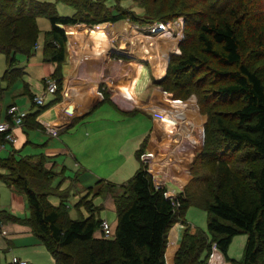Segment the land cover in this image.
Returning a JSON list of instances; mask_svg holds the SVG:
<instances>
[{"label":"trees","instance_id":"16d2710c","mask_svg":"<svg viewBox=\"0 0 264 264\" xmlns=\"http://www.w3.org/2000/svg\"><path fill=\"white\" fill-rule=\"evenodd\" d=\"M55 1L72 7V15H58L51 2L0 0L3 77L11 83L21 72L16 55H30L37 43V18L50 23L43 53L54 64L50 77L56 80L58 98L38 106L24 122L30 118L31 127L39 126L36 116L59 101L68 25L120 20L143 25L182 18L180 52L170 54L162 76L153 82L174 99L196 97L200 114L206 116L203 145L191 166V179L176 198L178 206L164 196L163 188L154 187L140 161L126 182L98 180L88 187L74 204L87 212L79 219L68 216L63 203L68 189L53 186L55 173L45 168L42 157L2 158L0 166L8 173L1 180L26 200L29 215L21 223L30 227L54 264H166L167 233L176 222L187 227L174 264H207L212 243L231 264H264V0H125L139 11L120 6L124 0ZM4 142L0 134V144ZM141 152L142 146L137 159ZM49 195L59 203H51ZM103 195L114 201L116 227L110 238L102 236L101 206L93 203ZM190 205L206 212L205 231L185 222ZM238 234L246 240L241 260L235 261L227 249Z\"/></svg>","mask_w":264,"mask_h":264},{"label":"crops","instance_id":"0c3cea01","mask_svg":"<svg viewBox=\"0 0 264 264\" xmlns=\"http://www.w3.org/2000/svg\"><path fill=\"white\" fill-rule=\"evenodd\" d=\"M134 27V23L127 20L93 26L68 25L67 54L62 65L59 101L36 116L35 122L39 126L31 127L29 118L22 126L13 128L15 140L13 143L0 144V159L13 156L15 160L28 157L35 161L42 157L45 168L51 169L55 173L54 179L59 180L57 184L61 187L60 190L68 189V194L69 190L75 189L77 193L74 200H78L87 194L85 189L94 184L93 177L105 176L106 173L117 174L130 164L129 156H123L124 150H130L133 160L134 154L142 146L144 152L152 154L148 165L151 177L162 187L168 182L170 185L167 188L181 192L191 178V156L182 157L188 163L185 169L176 172L174 169L179 166L175 164L174 158H170L173 163L167 167L161 161H155L165 152L171 154L166 149L171 146V142H152L154 111L160 98L164 99L163 93L170 100L179 99H174L171 93L154 84L153 79L162 76L167 63L160 69L154 68L156 42L140 38L142 32L137 33L138 30ZM43 43L44 41L39 44L37 40L38 48L32 49L28 56L17 54L19 57L16 67L21 72L12 83L3 77L6 66L3 67L0 73V119L7 118L6 108L12 104L27 115L37 111L31 95L42 96L43 105L58 98L55 92L45 91L44 78L51 76L54 64L44 57ZM99 111L104 116V121L109 120V123L98 126L90 123L91 117ZM48 128L55 130V134L47 132ZM127 136L135 142H127ZM195 146L197 148V143ZM22 152L25 155L19 156ZM151 164L154 165L153 169ZM131 168H138L135 162ZM7 173L0 166V176ZM177 173L184 181L181 185L174 180ZM74 178L76 181H73ZM101 178L104 177H99ZM7 187L11 190V201L0 208V212L3 211L0 213V251L8 252L11 257L24 259L29 264H54L51 255L30 227L21 223L29 215L23 193L11 186ZM93 201H96V204L93 202L94 205L102 206L100 211H115L111 195L97 196ZM8 215L17 219L8 218ZM99 218L105 220L103 216ZM115 227L116 221L111 225L113 230ZM181 236L182 232L170 264H173ZM166 245H169L168 234ZM7 264H10V260Z\"/></svg>","mask_w":264,"mask_h":264},{"label":"rangeland","instance_id":"374dc122","mask_svg":"<svg viewBox=\"0 0 264 264\" xmlns=\"http://www.w3.org/2000/svg\"><path fill=\"white\" fill-rule=\"evenodd\" d=\"M36 1H46V2L54 3L57 14L61 15V16H69V15H72V13L74 12L72 7L67 6L65 4H62V3H59V2H56L55 0H36ZM120 6H130V7L134 8L136 11H139V9L137 7H135V4L134 3L131 4L129 1H125V0L121 1ZM111 12H113V10ZM140 15L143 16L142 12L140 13ZM179 19H181L182 25H183V19L182 18H179ZM105 23H109V22H105ZM37 26L39 29V34H38L37 40H38V43L40 44V42L44 41L43 40L44 39V33L49 30L50 23H49L48 19L41 16V17L37 18ZM182 30H183V28H182ZM133 32L135 33L136 30ZM137 33H141V32L137 31ZM174 35L171 34L170 32H165V33L161 32L159 35H153L151 37L145 36L143 33L139 35L140 38H143L144 40H152L153 42H156L154 45L155 46V49H154V59H155L154 65L155 66H154V68L155 67H157L158 69L162 68L164 63H166V61H167V56L169 53H171V52L179 53L180 52L179 48H178V44H179V41H181V39L183 38V33H182L181 39H179L181 37L180 33L177 36H174ZM177 42H178V44H177ZM37 52L40 53L41 51H37ZM17 57H19V55H16V58ZM139 64H142V63L140 62ZM5 66H6V64H5L4 55L0 53V73H2L3 67H5ZM154 73H155V75L157 73L155 71V69H154ZM157 75L159 76L160 74H157ZM163 95H164L163 96L164 99L160 98L159 105L157 107H155L156 110L154 109L155 110L154 111L155 112V115H154L155 128L153 130L152 142L157 143V144L158 143L161 144V142H164L165 140H166V142H169V143L171 142L170 143L171 146L169 147L170 149L169 148H166V149H167V151L169 150L172 155L169 154V152H168V154H167V152H165L163 154V156H161L159 158L157 157L155 159V161L156 162L161 161V163H164L163 164L164 167H167V166H169L170 163H173V161L170 158H174V160H176L175 164H177L180 168V169L175 168L174 170L176 172H179L182 169H185L186 165L188 163L182 157L186 156V155H188V156L190 155L191 156L190 158H192L191 159L192 162H191L189 167L191 169V166L193 164L194 159L196 158V156L198 155V153L202 149L203 133H204V125L206 122V116L202 115L198 112L197 100H196V97L194 95H191L189 98H187V100L185 99V101H182L181 99L170 100V99H168L167 94L163 93ZM100 112L101 111H99L97 113L95 112L96 114H94L91 117L90 123L94 124L95 126H98L99 124L109 123V120L104 121L105 118H104V116L100 115ZM108 119H110V118L108 117ZM137 131H140V130L137 129ZM197 132H198V134H196ZM127 137H128L127 142H135L134 139L130 138L129 136H127ZM123 141L124 140H122V142ZM196 143H197V148L195 146ZM145 144H146V142H145ZM129 145H130V143H129ZM24 153L25 152L19 153V156L25 155ZM142 154H144L143 150H142L141 154L139 155V159H140V156ZM125 155L129 156L130 164L128 163V165H126L123 168V170L117 174L106 173L105 176L93 177L92 178V181H94L93 185H96V182L98 180H103L102 182H107V183H111V184L113 183L116 185H120V184L126 182L127 180H129L133 176V174L136 172V170L140 167L141 163L137 159L136 154H134V157H133L134 161L131 160L130 150H124L123 156H125ZM0 157H2V154H0ZM150 158H152V157H150ZM150 158L148 160H146L147 162H144L141 160V162L144 164L147 172L149 171L148 165L150 162L149 161ZM134 162L138 167V168H136V170H132V168H131V166ZM153 166L154 165L151 164L152 169H153ZM95 169H96V171H98V168H95ZM102 174H104V173H102ZM190 175H191V173H190ZM99 177H104V178L99 179ZM191 177H192V175H191ZM174 178H175L174 180H176L177 183L180 185L184 182L183 179L179 177L178 173L176 174V177H174ZM58 181L59 180L54 179L53 180V186H55ZM188 182L186 183V185L188 184ZM169 185L170 184L167 182L164 184L163 187L161 186V188H163L165 192H169L170 194H174V196H176V198H177L178 194L183 192V190L186 186L185 185L182 188V190H180L181 192L177 193L176 191H173V189L171 187L167 188V186H169ZM85 190H87V189H85ZM76 193H77L76 190L72 189V190L68 191V194L66 196H64V202L63 203L68 208V216L70 217V219H79L80 217H86L87 216V212L83 207L79 206V208H76L74 206V204L78 201V200H74ZM84 195H82L81 197H83ZM91 196H92V194L89 196V198H92ZM48 199L54 205L59 203V198L55 195H49ZM10 201H11V190L7 187V185H5L0 180V208L7 206L8 203H10ZM93 202L96 204V201H93ZM101 208H102V206H101ZM99 216L100 217L103 216L105 218V220L108 223L110 228H111V225L114 223V221H116L115 211H109V210L100 211ZM183 218H184L185 222L187 223V225L190 226L191 228H195V229H199L201 231H205L207 215H206V212L203 209H201L200 207L195 206V205L188 206L186 208L184 214H183ZM186 227H187L186 225H182L180 222H176L169 229V231L167 233L168 239H169V245H168V247H167V245L165 247L166 264H170L171 259H172V255H173V251L175 250L177 243L179 241V236H180L181 232L183 233V231L185 230ZM111 230H112V228H111ZM245 240H246V236L244 234H238L232 238L231 243L227 249V256L230 259H233L235 261L241 260ZM223 257H224V255H223ZM11 258L12 257L10 256V254L8 252L0 251V262H1V264H7V262H9V260Z\"/></svg>","mask_w":264,"mask_h":264},{"label":"built area","instance_id":"2783aa9c","mask_svg":"<svg viewBox=\"0 0 264 264\" xmlns=\"http://www.w3.org/2000/svg\"><path fill=\"white\" fill-rule=\"evenodd\" d=\"M134 26L135 29L142 32L145 36L151 37L153 35L158 34L159 32L162 33L170 32L173 35L175 34L174 36H177L180 33L181 37L179 39L182 38L183 25L181 19L179 18L167 22L156 21L151 24H143V25L134 24ZM37 48H38V44L36 43L33 49H37ZM44 85L46 92L54 93L56 91V80L54 78L52 77L44 78ZM32 101L36 107L43 105L42 96H34ZM26 115L27 113L25 111L21 110L14 104L6 108L7 118L5 120L0 119V134H3V140L5 142H9V143L14 142L15 137L12 133V129L22 126L24 123V119L26 118ZM48 131L50 134H55V130L53 129L48 128L47 132ZM150 157H152V154L144 152V154L140 156V160L147 162L146 160H148ZM152 181L156 189L161 188V185L155 180V178H152ZM164 196L170 199L174 206H178V202L176 201V196H174V194H170L169 192L164 191ZM100 230L104 238H110L114 236L113 231L111 230V228L109 227L108 223L105 220H102L100 225ZM210 248L211 251L207 260V264H231L223 257V254L218 250L217 246L214 243L211 244ZM10 264H29V263L24 259L12 257L10 259Z\"/></svg>","mask_w":264,"mask_h":264},{"label":"water","instance_id":"95a60500","mask_svg":"<svg viewBox=\"0 0 264 264\" xmlns=\"http://www.w3.org/2000/svg\"><path fill=\"white\" fill-rule=\"evenodd\" d=\"M168 61H169V56L167 57V62L166 63H168Z\"/></svg>","mask_w":264,"mask_h":264},{"label":"bare ground","instance_id":"6f19581e","mask_svg":"<svg viewBox=\"0 0 264 264\" xmlns=\"http://www.w3.org/2000/svg\"><path fill=\"white\" fill-rule=\"evenodd\" d=\"M161 32H159L158 34H156V35H159ZM69 112H71V111H69Z\"/></svg>","mask_w":264,"mask_h":264}]
</instances>
